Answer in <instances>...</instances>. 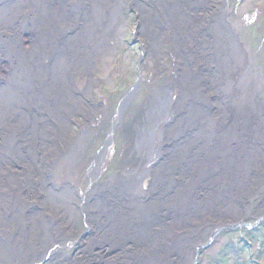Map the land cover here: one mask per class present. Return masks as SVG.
<instances>
[{"label": "rangeland", "instance_id": "obj_1", "mask_svg": "<svg viewBox=\"0 0 264 264\" xmlns=\"http://www.w3.org/2000/svg\"><path fill=\"white\" fill-rule=\"evenodd\" d=\"M114 1L111 0L110 3L113 4ZM135 1H119L114 23L106 28L108 29L107 44L96 56L97 58L95 57L91 73L88 72V75L81 78L82 80L79 78L77 83L75 80L71 82V84L75 82L69 89L72 92L84 86L88 88L79 99L78 109L63 123L60 133L64 138L60 137V141L56 137L52 142L41 141V149L35 150L37 158L33 160H10L11 170L17 174V178L27 180L26 171L28 175L33 174L32 178H38V183L35 181L36 183L30 184L29 188L14 187L17 191L27 189L21 193L26 204L23 210L26 216L23 215L24 220L32 219L33 214L44 210L46 205H43V197L54 199L53 192L56 189L66 191L62 185H68L67 192L71 199L70 211L65 209L64 204H57L58 207L55 209L57 217L51 215L50 220H53L51 225L60 226L62 229V232L55 236L58 237L55 238L56 241H52L51 249L43 248L40 250L43 252L38 251L39 254H34V257L24 259L26 262L23 264H124L127 261L126 255L130 256L133 253L134 246L130 241H125L123 245L116 243L117 246L115 244L113 246L110 244V239L101 237L99 231L89 223L88 211L95 214L94 206L99 205L97 190L94 192L91 188L96 189V185L102 186V183L116 180L119 176L133 177L135 182H141L144 177L145 182L148 181L151 185L154 183L152 178L149 181L148 176L152 171L153 173L158 171L156 169L167 160L169 149L172 148L168 149L169 145H176L180 140L168 136V130L169 127H175L174 124L179 119L177 116L181 111L178 105L173 106L177 98L176 92L179 94L184 90L179 86L181 77L177 79L183 59L171 52L170 47L173 30H169L166 26L167 20L164 17L161 15L156 17L158 12L156 13L153 4L148 2L150 9L147 11V18L137 4L139 1L137 3ZM201 3L205 4V8L197 14L200 13L199 17L202 21L210 22L208 18L213 19L218 16L216 14H221L220 11L225 10L222 14L233 22L234 45L237 44L239 47L242 45L245 50L248 92L251 91L250 94L257 108H252L249 113L247 112L248 114H242L248 115V120L238 111L237 114L230 115L234 105H231L232 102L228 98L225 101L219 100L222 98L221 92L213 89L215 95L212 97L215 98L211 97V99L216 102L214 106L217 107L211 112L218 114L214 115V122L209 126L218 136L225 135L226 152L231 151L230 155L226 153L225 159L237 153L242 155L244 160L232 169L235 175L230 179L232 181L229 178L227 180L217 170L211 175L219 181L218 184L231 190L229 202L215 198L209 200L214 194L213 191L218 192L216 185L210 184L205 178L199 179L201 183L199 184L195 175L186 172L185 176L188 175L191 178L189 180H195L197 184L185 180V177L177 176L179 173L175 168L168 180L173 185L172 190L181 187L182 184L189 185L190 188L187 192L189 198L180 196L175 199L181 205L179 208L185 211L184 218L181 216L184 212H170L167 206L158 208L159 205H155V202L160 203L161 198L156 193L142 202L147 204L143 208L150 210L154 207L153 204L157 207V217L150 223L149 231L161 232L159 235L163 236L161 235L165 229L162 228L163 223H171L174 218L181 230L179 233L188 232V235H191L189 245H186L182 257L176 259L181 247L176 246L177 251H171L172 258L177 260L176 264H264V103H262L264 102V0H203ZM154 15L155 18H152ZM144 24L146 31L141 32ZM160 28L164 30L161 32ZM212 41L213 39L208 43ZM193 44L190 47L192 46L195 51L196 44ZM199 46V50L203 53L202 60L191 62L192 65L189 66L193 67L197 75L202 78L197 90L210 92L212 84L209 78L212 79L213 76L207 71L216 70L218 66L226 71L230 70V66L228 69L224 63L220 64L222 56H226L224 49L214 48V45L209 44ZM215 72L216 75L217 71ZM193 97L195 98L192 103L198 101V96L193 94ZM168 100L171 103L172 116H165L161 110L157 111L162 116L158 115L154 109L161 108ZM187 113L194 122L196 118L197 121L200 120V116L195 112ZM218 117L222 119L221 122H217L220 120ZM241 119L248 122L246 127L248 131L245 129L248 134L245 140L250 142L248 140L250 137L251 141L253 140L248 144L246 153H242L236 145L239 140L244 141L243 134L239 133L242 132V128L236 127V130H230V124L241 123ZM201 122L206 123L207 120ZM152 135L154 137L151 138ZM148 136L155 143L152 148L148 144ZM179 137L183 139L182 136ZM68 146L71 147L68 156L63 157L59 162L64 165L57 164L64 174L61 177H66V180L53 179L48 174L51 160ZM19 147L25 150L20 145ZM147 147L151 149L148 150ZM231 147L237 149L233 152ZM102 150L105 153L98 158L97 155L99 152L101 154ZM50 153L53 154L49 155ZM216 157L220 158V155ZM88 162L91 166L85 171ZM96 162L97 166H95ZM135 173L139 174V177ZM222 179L225 181L222 182ZM40 185L42 186L39 187ZM168 195L171 197L168 199L173 198L172 193ZM176 202L171 204L174 205ZM230 208L232 211L228 210ZM98 211L101 212L100 209ZM47 212L53 213L52 210ZM66 213H72L69 219L65 218ZM223 219H226V222L221 221ZM102 223L104 224L103 220L99 225ZM247 223L249 224L246 225ZM166 230L171 233L170 229ZM63 242L67 244L63 246ZM167 246L171 245L165 243V247ZM36 247L37 250L40 249V246ZM10 261L11 264H20L15 259Z\"/></svg>", "mask_w": 264, "mask_h": 264}, {"label": "bare ground", "instance_id": "obj_2", "mask_svg": "<svg viewBox=\"0 0 264 264\" xmlns=\"http://www.w3.org/2000/svg\"><path fill=\"white\" fill-rule=\"evenodd\" d=\"M110 1L0 0V264H11L10 260L12 259L20 264L25 263L24 259L34 257V254H39L38 251L43 248L47 250L50 247L51 249L53 242L58 238L55 236L62 232L60 226L51 225L53 220L50 219L52 216L57 217V212H55L57 204H64L65 209L70 211L71 199L67 192L68 185H62L66 191L56 189L53 192L54 199L49 200L48 196V198L43 197V205H46L44 210L33 214L32 219L24 220L23 210H25L26 204H24L25 199L23 201L21 193L27 189L17 191L15 188L18 186L29 188L30 184L36 183L35 181L38 183V178H32L33 174L28 175L27 171L25 172L27 180L17 178V174L11 170L10 160H33L37 158L35 150L41 149V141L52 142L55 137L60 141V137L64 138L60 133L63 123L78 109L79 99L88 88L84 86L82 89H78L79 91L75 89L72 92L69 90L70 86L88 75V72L91 73L95 57L107 44L108 29L106 30V28L114 23L118 14L120 0H115L113 4ZM200 1L203 0L135 1L138 2L140 10L147 18V11L150 9L149 2L155 7L156 13L158 12L156 17L161 15L167 20V23H164L169 30H173H171L173 36L171 52L183 59L177 79L181 77L179 86L184 90L182 93L180 92L181 94L176 92L177 98L173 105H178L181 111L177 116L179 119L176 120L175 127H169L170 130H168V136L179 138L182 141L179 140L176 145H169L168 149L172 148L169 149L170 154L167 160L156 169L158 171H154V173L152 171L151 174L149 172V181L151 178L154 181L152 185L148 181L145 182L144 177L141 182H135L133 177L119 176L116 180L102 183V186L96 185V189L90 187L94 192L97 190L99 205L94 206L95 214L88 211L87 217L90 218V222L89 220L88 222L93 225L95 230L99 231L101 237L110 239V244L123 245L125 241H130L134 246L133 253L130 256L126 255L127 261L124 264H173V262L176 264V259L185 254V247L187 244L189 245L191 235L189 236L188 232L179 233L181 230L174 218L171 223H163L162 228L165 229L161 235L164 236V239L159 235L161 232L149 231L150 223L157 217V207L167 206L166 208L170 212H184L181 216L183 218L185 216V211L179 208L181 205L175 199L180 196L189 198L187 192L190 188L189 185L182 184L181 187L172 190L173 185L168 180L175 168L181 170L180 172L177 170L179 173L177 176L185 177V180L191 179L188 175L185 176L186 172V174L195 175L196 180L205 178L210 184L216 185L218 192L213 191L215 195H211L209 200L212 201L215 198V200L229 202V200L231 201V190L220 183L218 184L219 181L212 178L211 175L217 170L227 180L228 178L230 180L235 176L232 169L237 163H243L244 160L242 155L237 153H232L233 155L227 156L225 159L226 153L228 155L231 153V151L226 152L225 135L218 136L209 126L214 122V115L218 114V112L215 114L211 112L217 107V105L214 106L216 102L212 100L215 98L212 97L215 95L213 89L221 92L222 98L219 100L225 101L228 98L232 102L231 105H234L230 115L237 114L238 111L243 116L242 114L249 113L252 108H257V104L250 94L251 91L248 92V67L245 50L242 45L240 47L237 44L234 45L233 22L222 14L225 10L220 11L221 14H216L218 16L213 19L208 18L210 22L202 21L199 17L200 13L197 14V12L203 10L205 4L202 5ZM197 7L201 8L197 9ZM152 18H155V15ZM146 24L142 25L141 32L146 31ZM163 30L160 28L161 32ZM212 39L213 41L208 43ZM193 43L196 44L197 54L193 51ZM198 44H209L214 45V48L224 49L226 56H222L220 64L224 63L227 68L230 66V70L226 71L220 66L216 67V70L207 71L210 76H213L212 79L209 78L212 84L210 92L197 90L202 78L197 75L193 67L189 66L192 65L191 62H197L203 56ZM190 45L192 46L190 47ZM205 51L207 50L205 49ZM215 71H217L216 75ZM73 80L75 82L71 84ZM193 94L198 96V101L195 103H192L195 98ZM170 105V100H168L161 108L153 109L158 115L161 113L157 110H161L162 114L165 113L164 115L168 117L173 114ZM188 111L195 112L200 116V120L197 121L198 118L195 119L196 122L191 120ZM220 115L222 114L220 113ZM243 117L248 120V115ZM48 119L52 121L48 122ZM204 119L207 120L206 123L201 122ZM219 119L217 122L222 121L221 118ZM247 123L241 119V123L230 124L231 131L236 130V127L242 128V132L239 133L243 134L244 141L239 140V143L236 144L242 153H246L248 144L253 141H251V137L248 139L250 142L245 140L248 134L246 133L248 131ZM179 136H182L183 139ZM229 137L231 138V134ZM145 142L147 143V141ZM148 144L151 148L152 145H155L149 136ZM19 145L25 150H22ZM70 148L68 146L66 150L58 152L51 160L48 174L53 179L66 180V177H61L64 174L58 165H64L59 162L63 157L68 156ZM231 148L233 152L234 149H237ZM101 152L97 155L98 158L105 153L104 150ZM217 155H220V158L216 157ZM47 157L49 158V156ZM88 166H91L89 162L85 166V171ZM95 166H97V162ZM227 168L229 170H226ZM44 170L46 172V167ZM57 170L60 171L57 172ZM136 175L139 177V174ZM189 181L196 183L195 180ZM224 181L225 179H222V182ZM198 183L201 184L200 180ZM155 193L159 194L161 198L160 203L155 202V205L159 206L156 207L153 204L154 207L150 210L144 209L143 207L147 204L142 202L148 200V197ZM171 193L173 198L168 199L169 195L167 196V194ZM171 202H176L174 204L176 206ZM179 202L184 203L183 201ZM99 209L101 212L98 211ZM47 210H52L53 213L50 214ZM228 210L232 211L231 208ZM71 214L66 213L65 218L69 219ZM102 220L104 224L99 225ZM221 221L226 222V219ZM166 229H170L171 233ZM164 242L171 246L165 247ZM65 243L63 242V246L67 244ZM35 245L40 246V249L37 250L38 247ZM176 246L181 248L176 259H173L172 252L177 251Z\"/></svg>", "mask_w": 264, "mask_h": 264}]
</instances>
